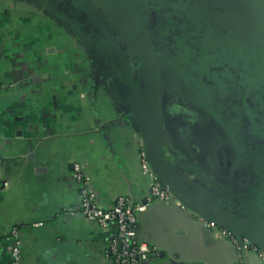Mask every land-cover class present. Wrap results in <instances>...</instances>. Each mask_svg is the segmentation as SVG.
Wrapping results in <instances>:
<instances>
[{
	"label": "crops",
	"instance_id": "1",
	"mask_svg": "<svg viewBox=\"0 0 264 264\" xmlns=\"http://www.w3.org/2000/svg\"><path fill=\"white\" fill-rule=\"evenodd\" d=\"M103 13L94 0H0V264H9L15 225L25 264H111L105 248L115 227L78 210L73 161L86 164L103 207L123 193L145 202L151 191L142 68ZM180 81L162 84L166 160L203 199L249 213L264 200V133L254 141L252 123L221 119ZM136 231L157 249L155 264H264L218 224L157 198Z\"/></svg>",
	"mask_w": 264,
	"mask_h": 264
},
{
	"label": "flooded vegetation",
	"instance_id": "2",
	"mask_svg": "<svg viewBox=\"0 0 264 264\" xmlns=\"http://www.w3.org/2000/svg\"><path fill=\"white\" fill-rule=\"evenodd\" d=\"M136 1L150 6L143 20L164 86L182 79L194 101L220 110L223 120L252 123L254 141L262 139L264 0ZM136 62L142 68L138 53Z\"/></svg>",
	"mask_w": 264,
	"mask_h": 264
},
{
	"label": "water",
	"instance_id": "3",
	"mask_svg": "<svg viewBox=\"0 0 264 264\" xmlns=\"http://www.w3.org/2000/svg\"><path fill=\"white\" fill-rule=\"evenodd\" d=\"M94 1L103 9L101 17L116 27L120 37L126 39L135 55L138 53L142 57L143 89L139 103L143 115V147L151 167L162 184L185 206L207 220L229 229L238 239V248L243 254L250 250L243 246L244 236L249 237L264 253V200H257L258 205L250 208L247 214L225 209L200 197L186 184L178 170L166 160L161 136L163 84L161 67L143 20L145 11L150 6L144 3L145 7L142 8L141 3L135 0ZM83 4L86 5L85 2ZM92 13H95L94 10ZM94 16L97 17L96 14ZM94 16L89 20L97 22Z\"/></svg>",
	"mask_w": 264,
	"mask_h": 264
},
{
	"label": "built area",
	"instance_id": "4",
	"mask_svg": "<svg viewBox=\"0 0 264 264\" xmlns=\"http://www.w3.org/2000/svg\"><path fill=\"white\" fill-rule=\"evenodd\" d=\"M0 79V90L5 87ZM141 159L143 170L152 179L151 191L145 202H138L131 193H123L116 197L110 207H103L98 202L97 191L90 181L86 171V164L82 161H73L72 167L76 182L80 190L79 209L90 221L96 222L103 227L110 228L114 225L108 245L105 248L106 258L111 264H155L159 253L148 241L138 237L136 224L138 215L145 211L153 199H159L166 203H176L185 206L182 201L166 188L160 181L159 176L153 170L148 160L145 148L142 147ZM4 161V155L0 152V165ZM75 209H69V214H74ZM202 219H206L201 216ZM216 224L214 221H210ZM223 233L238 246V239L227 228L221 227ZM21 226L15 225L6 235V240L11 242L9 264H25L23 250L19 235ZM244 248L256 252L264 257L263 251L249 237H243Z\"/></svg>",
	"mask_w": 264,
	"mask_h": 264
},
{
	"label": "rangeland",
	"instance_id": "5",
	"mask_svg": "<svg viewBox=\"0 0 264 264\" xmlns=\"http://www.w3.org/2000/svg\"><path fill=\"white\" fill-rule=\"evenodd\" d=\"M122 53H123L124 57L126 56V59H127V60L130 59V55H129L128 50L126 51V50H123V49H122ZM168 90H172L170 85L168 86Z\"/></svg>",
	"mask_w": 264,
	"mask_h": 264
}]
</instances>
